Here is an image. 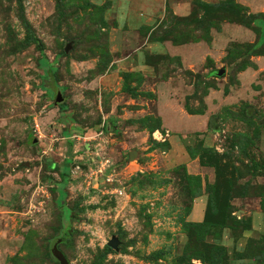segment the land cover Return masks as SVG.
<instances>
[{
  "label": "rangeland",
  "instance_id": "374dc122",
  "mask_svg": "<svg viewBox=\"0 0 264 264\" xmlns=\"http://www.w3.org/2000/svg\"><path fill=\"white\" fill-rule=\"evenodd\" d=\"M153 2L23 0L41 48L25 43L18 0H0V264H60L48 249L69 226V264H92L110 240L119 244L105 264H213L211 245L224 247L223 264H241L239 251L264 250V216L245 233L222 227L215 204L207 231L186 224L200 195L208 206L209 184L223 201L231 178L252 194L225 208L249 224L264 213V0H230L244 17ZM178 138L175 160L166 153ZM189 154L207 161L201 183ZM48 159L70 166L72 218L61 217V169Z\"/></svg>",
  "mask_w": 264,
  "mask_h": 264
},
{
  "label": "trees",
  "instance_id": "16d2710c",
  "mask_svg": "<svg viewBox=\"0 0 264 264\" xmlns=\"http://www.w3.org/2000/svg\"><path fill=\"white\" fill-rule=\"evenodd\" d=\"M193 2L197 5L203 6L205 9H207V11L209 12H213L214 10H219V11H231L232 13H235L236 16L239 17H244V13L241 14V12L238 10H235V3H231L230 0L229 1H223L219 4H212L210 2H206L204 0H193ZM19 3V11H18V15L21 19V22L24 26V28L26 29V41L25 43H35L37 44L39 47L42 48L43 46V41L40 40L36 34V30L34 29V27L32 26V24L29 22V20L26 17L25 14V10H24V4H23V0H18ZM238 9L241 10V6L237 5ZM253 16H257V14L253 15ZM261 21V20H260ZM262 38H264V33L262 34ZM68 51H66V47L62 50V53H66ZM56 71L55 67H47L46 69V76L49 75L50 72L54 73ZM132 73L126 72V75L130 76ZM126 90L128 92H131L133 94H135L134 90L129 86L125 87ZM64 109V107L66 106L65 104L61 105ZM195 113V112H194ZM154 129V128H153ZM48 162V166L51 168H57V169H61L60 171V175H61V196L59 198V205L61 208V217L63 218V216H68L69 218H72V215L75 213V208H69L67 207L66 203L64 202V198L67 194L66 190L64 189L65 185L68 183V180L70 178V166L68 163H64L61 166H59V164H55L52 160H47ZM200 163L203 166L208 165L207 161H202V159L200 160ZM209 165H212L214 167H217V161L215 160L213 163H210ZM258 168V164L255 165V169ZM189 176L191 178H195L196 181L199 183H201V180L199 178V176L193 175V174H189ZM228 190L226 191V195H225V200L221 201L222 198L220 196V194L218 192H214V185L215 184H209V189H210V195H209V201H208V206H207V212H206V216H205V220L203 221H189L186 222V224H188V226L194 228V230L200 233V230H206L207 231V226H208V222H209V215H208V211L211 210V214H215L214 211H216V207L217 210L219 212V214H221V217L219 218V215L217 217L218 222L221 224L222 227H231L233 229H236V225L239 227L242 224V228L244 230L246 229H250L251 228V224L248 223V220L245 218H238L237 216H235L233 214V211L230 212L225 208V204L228 203L230 201L231 198H237V197H247L250 196L252 193L250 192V184L249 182L240 185L239 189H235L234 185L237 184V181L235 178H231L228 180ZM200 186V184H199ZM216 204V207H215ZM61 229H63L61 227ZM60 229V230H61ZM62 231V230H61ZM60 232V231H58ZM67 232V233H66ZM66 233V234H65ZM61 234V233H60ZM73 234V230H72V226L66 227L63 230V233L58 237V238H63L64 239L59 243V248L60 244L63 243L66 239H69ZM201 234V233H200ZM190 242H193V239L190 240ZM212 248V254L214 255V260H212L213 264H223L225 261V258L227 257V255L225 253L222 252V249H224V247L222 245H211ZM113 249V247L109 246L108 244L105 246V249L102 250L98 256L97 259H95L93 261L92 264H105V258L108 254V252H110ZM62 250V249H61ZM63 251V250H62ZM49 252V256L51 258H55L52 254V250L51 248L48 249ZM64 252V251H63ZM238 252V251H237ZM66 255V254H65ZM203 260H206V258L204 256ZM243 257H252V259H254L255 261H257V264H260V260L263 259L262 263L264 262V250L261 251V253L255 254L254 256L252 255H247L246 254V249L244 251H239L237 254L236 258H243ZM56 259V258H55ZM57 260V259H56ZM58 261V260H57ZM60 263V262H59ZM261 263V264H262Z\"/></svg>",
  "mask_w": 264,
  "mask_h": 264
},
{
  "label": "crops",
  "instance_id": "0c3cea01",
  "mask_svg": "<svg viewBox=\"0 0 264 264\" xmlns=\"http://www.w3.org/2000/svg\"><path fill=\"white\" fill-rule=\"evenodd\" d=\"M153 0H141V5H142V7H144L145 9H152V7H153ZM183 3H188V2H183V1H181V2H179V3H175V5H174V9L175 10H177V11H179V8L181 9V12L180 13H182L183 12V8H185L186 6H183L184 4ZM128 7V5L127 6H125V9ZM183 7V8H182ZM143 10V15H145V16H147V15H149L151 12H153V11H151V10H148V11H151L150 13H148L146 10ZM127 13H128V15L130 14L131 15V12H130V10H127ZM140 13V12H139ZM127 15V16H128ZM139 19V18H138ZM139 22H140V20H139ZM153 43V42H152ZM158 43V42H157ZM156 44V43H155ZM166 46H170V48H171V51L172 50H174V52L175 53H179V52H181L182 50L181 49H183V51L185 50V51H187V52H189V53H193V54H197L196 56L198 57L199 55H200V53H201V51L204 49V44L201 42V43H188V44H184V45H181V46H177V45H174V44H171V43H169V42H165L164 43ZM164 44H162V46L163 47H166ZM158 45V44H157ZM197 48H199L200 49V52H199V55H198V49ZM187 58V60H188V58H189V56H187L186 57ZM193 58H196V57H193ZM192 58L190 57V60H191ZM193 60H191V62H192ZM142 65L143 64H140V69H141V67H142ZM144 66V65H143ZM145 67V66H144ZM145 68H147V67H145ZM145 68H143V69H145ZM146 70V69H145ZM171 83V82H170ZM181 113H183V114H185V115H187L186 113H185V110H183V111H180ZM172 138V137H171ZM173 143V145H172V147L169 149V151L166 153L167 155H172V156H174V158H175V160H176V157H175V155H178V153H177V147H175L176 146V143H178V145H182V146H184V143L182 142V140L181 139H176V142H172ZM190 155V154H189ZM188 158H189V156H188ZM190 159L191 160H188V164L187 163H185L186 164V166H187V168H188V172L190 173V174H199L200 172H201V170H203L204 168H206V167H204L201 163H200V161L197 159V158H194V159H192L191 158V155H190ZM191 167L193 168V171L191 170ZM199 201H201L200 203H198ZM206 206H207V196H204V195H200V197H198L197 198V200L195 201V204H194V207H193V211L191 212V217H190V219L192 220V221H202L203 219V214H205V209H206ZM250 214V213H249ZM255 215V216H254ZM264 216V213H260L259 214V212H257V213H255V214H253V220H252V223H251V228L250 229H246L245 230V233H247V232H253V230H256L258 227H260V226H258V225H256V223H255V217H256V220H259V217H263ZM235 260H238V261H240V263L241 264H256V261L254 260V259H252V258H250V257H243V258H237V259H235Z\"/></svg>",
  "mask_w": 264,
  "mask_h": 264
},
{
  "label": "water",
  "instance_id": "95a60500",
  "mask_svg": "<svg viewBox=\"0 0 264 264\" xmlns=\"http://www.w3.org/2000/svg\"><path fill=\"white\" fill-rule=\"evenodd\" d=\"M70 48V44H68V46L66 47V51H68ZM225 69H220L218 70V74H222L224 73ZM64 100L62 93L59 92L58 93V97H57V102H62ZM37 141V140H35ZM134 154V152H132V155ZM67 233V232H66ZM65 233V234H66ZM64 239L63 238H57L56 241L54 242V244L51 247L52 250V254L53 256L60 262V264H69V259L67 258V256L65 255V253L59 248V243ZM119 244V241L117 240H110L108 242V245L111 247H116Z\"/></svg>",
  "mask_w": 264,
  "mask_h": 264
},
{
  "label": "built area",
  "instance_id": "2783aa9c",
  "mask_svg": "<svg viewBox=\"0 0 264 264\" xmlns=\"http://www.w3.org/2000/svg\"><path fill=\"white\" fill-rule=\"evenodd\" d=\"M158 133L160 134V136L158 135H156V137L158 138L159 137V139H163V140H165L166 139V136L168 137V135H169V131L167 132V133H160L159 131H158Z\"/></svg>",
  "mask_w": 264,
  "mask_h": 264
}]
</instances>
